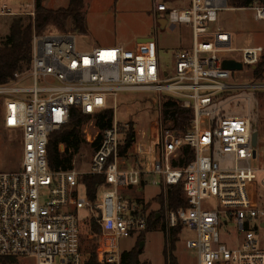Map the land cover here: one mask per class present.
I'll list each match as a JSON object with an SVG mask.
<instances>
[{
  "label": "built area",
  "instance_id": "2783aa9c",
  "mask_svg": "<svg viewBox=\"0 0 264 264\" xmlns=\"http://www.w3.org/2000/svg\"><path fill=\"white\" fill-rule=\"evenodd\" d=\"M170 1L153 0L156 18L189 25L193 36L192 48L176 55L172 72L162 69L155 37L135 50L79 49L71 33H35L29 69L0 84L4 127L20 133L22 146L20 170L0 172V259L87 264L92 252L96 264H133L120 241L136 237L139 244L151 214L123 191L151 177L165 199L158 214L165 246L173 230L181 227L182 239L188 228L195 239L186 240V248L196 252L197 264H264V139L252 117L227 116L219 107L236 93L264 90V80L255 78L264 47L235 49L221 15L243 9L231 8L229 0H191L182 12L171 11ZM248 9L264 22V2ZM226 60L241 63L243 70H225ZM242 76L254 82L242 83ZM122 94L151 98L157 109L153 135L143 133L138 143L135 133L125 154L129 125L117 119ZM170 99L194 111L185 134L164 125L163 107ZM73 108L91 117L82 126L83 142L92 147L89 167L80 163L81 153L72 169L54 171L50 137L68 125ZM106 110L113 111V122L101 131L95 116ZM186 149L194 159L183 167ZM218 153L231 155L234 167L222 169ZM86 176L106 179L96 202L82 182ZM180 184L189 206L176 211L168 206L167 190Z\"/></svg>",
  "mask_w": 264,
  "mask_h": 264
},
{
  "label": "rangeland",
  "instance_id": "374dc122",
  "mask_svg": "<svg viewBox=\"0 0 264 264\" xmlns=\"http://www.w3.org/2000/svg\"><path fill=\"white\" fill-rule=\"evenodd\" d=\"M37 1L4 0L0 2V47L10 34V26L13 19L26 15L35 16ZM41 1L42 5L50 10L67 8L70 3V0ZM190 3L191 0H171L168 3V7L171 11L182 12L189 8ZM4 5L9 10L4 11ZM5 12L14 13V15L4 14ZM82 13L85 18L86 33H80L75 30L72 24H69L65 29L49 26L42 34L71 33L76 37L79 49L122 47L127 50H135L136 42L139 38L155 37L159 60L164 72H172L175 67L176 55L181 51L190 50L193 45L192 29L189 25L172 24L169 21L167 28L163 29L157 24L153 11V0H85ZM159 16L166 17L164 14ZM221 17L223 20L222 25L233 35L235 49L264 47V22H260L256 18L252 9L228 11L223 13ZM141 43L143 44L142 41ZM238 56L234 55L233 58L238 59ZM240 82L252 83L254 81L242 76ZM235 96L238 97L228 99L225 104L219 107L222 108L227 116L252 117L256 123V129L260 133V139L263 141L264 90L257 95L255 91H248L236 93ZM119 103L117 119L121 123L128 124L135 129L136 142L141 143L143 141L142 137L145 132L149 136L153 135V129L156 126L157 109L151 98L143 95L122 94ZM216 108L213 107L212 109ZM91 153L92 147L87 145L82 147L81 151L77 153L85 156V159L80 162L85 168L89 167L87 163ZM21 160V135L17 131L7 130L4 127L3 107L0 101V172L19 171ZM215 161L222 169H232L234 167V159L231 155L218 153L215 155ZM143 198L145 200L144 204L149 203V213L160 211L161 194L159 189L153 187L147 189ZM260 205L264 207V191H261ZM163 225L164 219L160 217L158 225L147 234L145 238L146 245L139 258L141 264H165ZM181 238H178L173 251L178 264H197L196 252L186 248V240L195 239V233L186 228ZM262 241L264 242V233H262ZM87 246H90V243H87ZM139 248L136 237L123 238L120 241L122 253L131 254ZM19 264H35V262L20 259Z\"/></svg>",
  "mask_w": 264,
  "mask_h": 264
},
{
  "label": "trees",
  "instance_id": "16d2710c",
  "mask_svg": "<svg viewBox=\"0 0 264 264\" xmlns=\"http://www.w3.org/2000/svg\"><path fill=\"white\" fill-rule=\"evenodd\" d=\"M85 0H70L67 8L59 10H50L42 5L38 0L35 7V16L26 15L13 19L10 26V34L0 47V84L10 82L14 74L29 69L32 61V49L34 34L41 35L49 26H55L65 29L72 24L75 30L80 33H86L85 18L83 16ZM264 0H229V6L235 9H248L257 3H263ZM255 78L259 81L264 80V56L255 70ZM91 119L90 116L83 115L76 108L71 109L70 121L68 125L61 130L54 132L49 141L48 160L52 170H70L73 168V159L75 154L79 153L82 147H85L82 136V126ZM164 125L176 133L185 134L191 128L194 119L193 109H186L179 104L176 99H170L163 107ZM95 122L101 131L110 127L113 122V111L106 110L95 116ZM135 129L131 126L126 128V146L122 149L126 153L133 145ZM65 146V152H61L60 146ZM185 159L180 163L186 167L193 159V153L186 149ZM82 182L87 188V193L91 201L96 202L99 195L100 187L106 184L105 177L86 176ZM167 203L170 209L180 210L187 208L189 202L185 196L183 184L170 186L167 190ZM164 195L160 198V213L164 206ZM145 206V211H148ZM159 218L157 213H152L149 217L148 229L142 233L140 241L144 240L153 228L158 225ZM164 230V227H163ZM182 228L178 227L170 233V247L165 246L164 257L165 264H178L173 251L178 241ZM87 235V233H86ZM84 241H86L84 239ZM143 251L137 249L129 254L126 259L133 264H140L139 258ZM87 264H96L94 254L88 253L86 256ZM0 264H17L16 259L3 258Z\"/></svg>",
  "mask_w": 264,
  "mask_h": 264
},
{
  "label": "crops",
  "instance_id": "0c3cea01",
  "mask_svg": "<svg viewBox=\"0 0 264 264\" xmlns=\"http://www.w3.org/2000/svg\"><path fill=\"white\" fill-rule=\"evenodd\" d=\"M2 1H4V0H0V2H2ZM4 6H6V5H4ZM156 21H157V24H158L159 26H161L163 29H166V28H167L168 23L165 22L164 20H162V19L160 20V19L156 18ZM143 39H147V37L139 38V39L137 40L136 44L139 45L140 42H141ZM151 179H152L151 177H145V178L143 179V183H142L141 186H139V187H131V188H129V189H124L123 192H124L125 196H126L127 198H129V199H135V200L140 201L141 203L144 204L145 200H144V198H143V195L146 193V190L149 189V188H151V187L156 188V189H159V188L154 187V186L151 185V183H150V180H151ZM148 204H149V203L147 202V203L144 204V206H148ZM160 208H161V207H160ZM152 213H157V214H159L160 211H158V212H155V211H154V212H151L150 214H152ZM158 218L160 219V216H158Z\"/></svg>",
  "mask_w": 264,
  "mask_h": 264
},
{
  "label": "water",
  "instance_id": "95a60500",
  "mask_svg": "<svg viewBox=\"0 0 264 264\" xmlns=\"http://www.w3.org/2000/svg\"><path fill=\"white\" fill-rule=\"evenodd\" d=\"M165 22H167V21H165ZM142 41H154V39L153 38H147V39H143ZM223 68L225 70H229V71H242L243 70L242 64L238 63V62H236L234 60H226L223 63ZM257 141H258V132H255L254 135H253V145H254V147H256ZM144 248H145V242H142L140 244L139 251H143Z\"/></svg>",
  "mask_w": 264,
  "mask_h": 264
},
{
  "label": "bare ground",
  "instance_id": "6f19581e",
  "mask_svg": "<svg viewBox=\"0 0 264 264\" xmlns=\"http://www.w3.org/2000/svg\"><path fill=\"white\" fill-rule=\"evenodd\" d=\"M144 43H153V41H142Z\"/></svg>",
  "mask_w": 264,
  "mask_h": 264
},
{
  "label": "flooded vegetation",
  "instance_id": "af4514ba",
  "mask_svg": "<svg viewBox=\"0 0 264 264\" xmlns=\"http://www.w3.org/2000/svg\"><path fill=\"white\" fill-rule=\"evenodd\" d=\"M142 242H145V245H146V239L145 240H141V242L139 243V246Z\"/></svg>",
  "mask_w": 264,
  "mask_h": 264
}]
</instances>
